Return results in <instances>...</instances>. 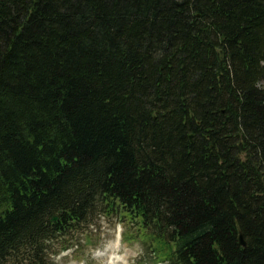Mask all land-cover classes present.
I'll return each mask as SVG.
<instances>
[{
    "label": "trees",
    "instance_id": "obj_1",
    "mask_svg": "<svg viewBox=\"0 0 264 264\" xmlns=\"http://www.w3.org/2000/svg\"><path fill=\"white\" fill-rule=\"evenodd\" d=\"M117 208L157 264H264V0H0V264Z\"/></svg>",
    "mask_w": 264,
    "mask_h": 264
},
{
    "label": "rangeland",
    "instance_id": "obj_2",
    "mask_svg": "<svg viewBox=\"0 0 264 264\" xmlns=\"http://www.w3.org/2000/svg\"><path fill=\"white\" fill-rule=\"evenodd\" d=\"M117 208L96 219L95 228L81 236V248L62 252L56 264H157L164 254L142 225Z\"/></svg>",
    "mask_w": 264,
    "mask_h": 264
},
{
    "label": "water",
    "instance_id": "obj_3",
    "mask_svg": "<svg viewBox=\"0 0 264 264\" xmlns=\"http://www.w3.org/2000/svg\"><path fill=\"white\" fill-rule=\"evenodd\" d=\"M56 219H57V217H54V218H53V220H56ZM239 242H240V244L243 245V246H246V245H247V242H246V240L244 239V236H243L242 233H240V235H239Z\"/></svg>",
    "mask_w": 264,
    "mask_h": 264
}]
</instances>
